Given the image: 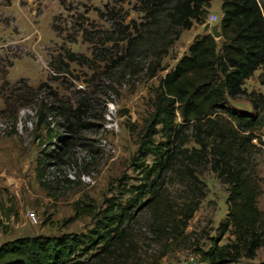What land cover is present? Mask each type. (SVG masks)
<instances>
[{"label":"rangeland","instance_id":"1","mask_svg":"<svg viewBox=\"0 0 264 264\" xmlns=\"http://www.w3.org/2000/svg\"><path fill=\"white\" fill-rule=\"evenodd\" d=\"M153 1L146 6L144 0H0V246L22 237L88 234L107 200L124 205V188L139 185L133 158H139L159 83L196 35H204V25L194 23L175 40L177 30L167 17L171 5ZM158 2L160 12L154 10ZM221 3L210 1L205 20L219 31ZM259 74L245 82L246 93L264 95ZM228 106L252 111L245 96L228 100ZM40 109L46 111L44 124L37 120ZM72 120L77 125L69 132ZM193 135L185 130L182 146L192 162L179 160L157 180L156 195L143 199L153 197L156 206L134 209L110 254L97 248L73 262L198 264L194 250H206L209 238L217 236L228 192L209 159L194 153L199 147ZM257 135L262 144L253 140L258 150L252 161L264 212V127ZM50 146L62 158L45 164ZM146 164L151 166L150 158ZM188 164L197 182L184 174ZM195 203L184 229L180 216ZM232 239L226 234L219 244ZM263 261L264 246L252 262Z\"/></svg>","mask_w":264,"mask_h":264},{"label":"trees","instance_id":"2","mask_svg":"<svg viewBox=\"0 0 264 264\" xmlns=\"http://www.w3.org/2000/svg\"><path fill=\"white\" fill-rule=\"evenodd\" d=\"M150 1L144 0L145 5ZM210 1L164 0L165 6L171 5L167 17L171 28L177 30L175 40L179 31L191 29L194 23L205 24ZM221 2L219 41L210 34L193 41L187 54L159 83L152 102L153 112L138 148L139 158H133L138 162L134 165L141 176L140 183L124 188L127 202L123 205L107 200L96 229L85 235L22 237L3 243L0 264H82L73 262L74 256H84L97 248L102 254H110L122 241L121 227L134 218V209L156 206L153 197L145 202L143 199L150 193L156 195L157 180L174 169L179 160L192 162V155L182 148L185 130L194 131L193 141L199 147L194 153H202L209 159L213 172L227 185L228 192L227 214L217 228V236L209 238L206 250H194L198 264H264L252 262L264 246V212L258 208L260 187L252 161L258 150L253 140L262 144L257 133L264 127V95L255 91L246 93L243 89L256 71H260L258 82L264 86V0ZM161 3L154 10L160 12ZM151 15L154 18L155 13ZM240 96L247 98L252 111L228 106V100ZM45 112L41 109L36 112L39 124L46 122ZM76 125L75 120L69 121L67 130L73 132ZM61 158L50 146L44 151L42 162ZM148 158L151 166L146 164ZM42 171L37 168L39 176ZM184 174L197 182L192 168ZM196 208L197 203L187 205L180 216L182 228H186ZM226 234L233 239L220 245Z\"/></svg>","mask_w":264,"mask_h":264},{"label":"water","instance_id":"3","mask_svg":"<svg viewBox=\"0 0 264 264\" xmlns=\"http://www.w3.org/2000/svg\"><path fill=\"white\" fill-rule=\"evenodd\" d=\"M207 31H210V35L214 38V39H220L221 38V33L219 31V26L216 25V26H211L210 23H205L204 26H203V34H206ZM201 34L199 35H196L194 41L198 40L199 38H201ZM192 44V43H191ZM190 44V45H191ZM189 45V46H190ZM188 46V47H189Z\"/></svg>","mask_w":264,"mask_h":264},{"label":"built area","instance_id":"4","mask_svg":"<svg viewBox=\"0 0 264 264\" xmlns=\"http://www.w3.org/2000/svg\"><path fill=\"white\" fill-rule=\"evenodd\" d=\"M213 20L216 21V20H217V17L214 16V17H213ZM31 217L34 218V215H31Z\"/></svg>","mask_w":264,"mask_h":264}]
</instances>
